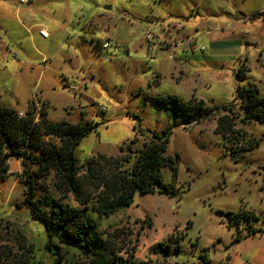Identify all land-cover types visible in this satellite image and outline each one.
Masks as SVG:
<instances>
[{
  "label": "rangeland",
  "instance_id": "374dc122",
  "mask_svg": "<svg viewBox=\"0 0 264 264\" xmlns=\"http://www.w3.org/2000/svg\"><path fill=\"white\" fill-rule=\"evenodd\" d=\"M30 1L0 0L1 107L21 116L32 101L37 113L45 105L48 122L95 126L73 149L80 162L122 155L135 138L140 147L151 132L172 131L174 193L135 194L100 226L123 230L134 263L264 264V121L240 114L251 85L264 98V0ZM168 95L202 99L213 112L174 125L184 115L156 100ZM223 113L234 117L245 144L260 139L258 147L233 152L237 145L216 131ZM8 164L0 247L23 244L29 264H52L43 225L20 204V161ZM162 177L171 182L168 167Z\"/></svg>",
  "mask_w": 264,
  "mask_h": 264
},
{
  "label": "trees",
  "instance_id": "16d2710c",
  "mask_svg": "<svg viewBox=\"0 0 264 264\" xmlns=\"http://www.w3.org/2000/svg\"><path fill=\"white\" fill-rule=\"evenodd\" d=\"M244 71L242 67L240 72ZM244 91L246 99L240 104L243 119L264 121V98L253 85ZM156 100L159 105L175 106L184 115L182 120H174V125L188 126L213 112L195 97L187 102L171 95ZM44 106L37 113L30 101L21 116L18 110L0 106V180L9 175V159L19 160L20 180L25 187L20 204L43 225L47 239L44 247L54 256L52 264H142L134 263V248L127 250L125 241L129 239L123 230H105L99 220L128 207L135 194L174 193L178 156L167 153L172 131L151 132L140 147H133L135 138L120 147L122 155L99 154L80 162L73 149L95 126L82 121L48 122ZM223 111L231 114L232 108ZM230 114L217 115L216 131L224 140L237 145L233 152L258 147L260 139L245 144L246 135L234 129V117ZM164 167L171 171L169 183L163 181ZM47 179L50 182L46 183ZM235 222L238 229V217ZM147 225L151 226L149 222ZM257 232L249 230L247 235ZM31 252L23 244L17 250L2 246L0 264H29Z\"/></svg>",
  "mask_w": 264,
  "mask_h": 264
},
{
  "label": "built area",
  "instance_id": "2783aa9c",
  "mask_svg": "<svg viewBox=\"0 0 264 264\" xmlns=\"http://www.w3.org/2000/svg\"><path fill=\"white\" fill-rule=\"evenodd\" d=\"M18 1H19V5L25 4V3H30L31 2L30 0H18ZM39 33H40V36L46 38V35L47 34H46L45 30L41 29ZM107 46H108V44L107 43H104L102 45V48H107ZM72 88H74V87H72Z\"/></svg>",
  "mask_w": 264,
  "mask_h": 264
},
{
  "label": "crops",
  "instance_id": "0c3cea01",
  "mask_svg": "<svg viewBox=\"0 0 264 264\" xmlns=\"http://www.w3.org/2000/svg\"><path fill=\"white\" fill-rule=\"evenodd\" d=\"M20 112H23V111H20Z\"/></svg>",
  "mask_w": 264,
  "mask_h": 264
}]
</instances>
